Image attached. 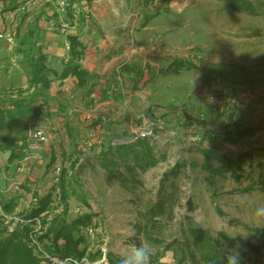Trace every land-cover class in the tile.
I'll return each mask as SVG.
<instances>
[{
  "label": "rangeland",
  "instance_id": "rangeland-1",
  "mask_svg": "<svg viewBox=\"0 0 264 264\" xmlns=\"http://www.w3.org/2000/svg\"><path fill=\"white\" fill-rule=\"evenodd\" d=\"M62 1L66 2L53 0L47 5L42 0H26L2 15L0 98L30 103L28 57H37L48 47L43 35L38 36L47 22L44 13L51 6L56 11H67ZM171 2L156 20L166 29L161 35L165 34V43H159V49L152 50L148 44L145 50L132 53V42L125 40L115 51L118 63L95 71L115 85L105 101L94 95L97 103L90 108L89 99H83L76 82L69 79L66 91L57 92L56 97L41 90L42 95L51 97L41 122L28 123L31 111L18 113L11 139L20 149L28 127L29 149L9 164L10 151H0V232L7 227L9 234L24 223L22 215L40 198L51 193L56 200L58 178L65 168L68 221L89 216L88 228L95 230L91 235L87 229L82 230L91 239L87 254L98 252L97 261L90 263L107 264L108 253L121 257L130 243L141 241L156 254L163 246L138 237L137 227L143 223L142 215L156 202L163 175L180 160L201 165L204 156L199 150H212L234 161L245 153L253 158L235 165L234 171L243 177L240 182L231 178L228 168L227 178L215 189V197L204 182V172L189 168L187 176L179 180L178 200L171 218L163 219L165 227L160 237L165 243L183 241L191 228L200 227L212 237L225 232L252 241L253 230H258L264 239V216L255 214L257 208L264 207V192H243L252 181L264 180V0ZM67 22L65 15H59L55 32L66 49L67 33L62 32L67 24L71 32ZM176 59L193 62L198 68L176 71L172 67ZM145 63L154 69L150 74L144 70ZM142 70L143 77H139ZM50 71L48 75L54 79V70ZM43 102L38 98L30 107ZM98 118L105 123L93 132L91 125ZM6 126L0 133V144L8 133ZM244 129L252 132L234 142L222 136L230 133L238 137ZM40 130L45 140L37 136ZM143 137L154 146L157 165L142 175L140 187H131L124 177L109 185L99 158L102 146L127 144L123 139L130 140V144ZM80 149L81 160L72 168ZM52 153L56 161L49 170ZM213 162L220 165L215 159ZM1 202L12 203L10 213L2 210ZM62 209L60 206L55 213ZM35 231L38 233L39 227ZM8 234H0V239ZM32 245L41 259L43 247L37 238ZM162 262L179 264V255L168 252Z\"/></svg>",
  "mask_w": 264,
  "mask_h": 264
},
{
  "label": "trees",
  "instance_id": "trees-1",
  "mask_svg": "<svg viewBox=\"0 0 264 264\" xmlns=\"http://www.w3.org/2000/svg\"><path fill=\"white\" fill-rule=\"evenodd\" d=\"M171 1L165 0V3ZM156 16L158 15L148 18L145 25ZM67 41L72 59L60 75L56 72H52V74L61 81L69 77L75 78L77 89L85 91V96L88 97L91 106H94L95 103L96 98L92 97L94 95L97 96V99L100 97L101 100L105 101L108 97V91L112 92L115 85L106 82L102 76L91 74L83 68L80 61L84 57V49L77 37L68 35ZM28 62L31 70L28 80L29 88L34 89L30 103L25 100L0 98V133L3 132L6 125L8 130L7 136L2 138L3 143L0 144V151H10L8 164L21 158L23 156L22 152L29 149L27 144L29 138L28 127L20 141V149L17 147L16 142L11 139L18 113H24L25 110L31 111L32 115L29 117L28 123L37 124L42 121V117L46 114L44 111L48 106L47 98H44L40 93V89L49 90L52 83V79L48 75L50 73L49 69L45 64L46 57L43 54L37 57L29 55ZM172 67L181 72L198 68L193 62L182 59L174 60ZM144 70H147L149 74L150 71H154L150 65H146ZM144 70L138 72L139 77H143ZM160 73L162 74L163 71H160ZM152 76L155 77V75ZM103 81H105L104 84L101 83ZM40 97L44 102L30 107ZM63 111L65 110L62 109L61 112ZM104 123V119H96L91 125L93 132L102 127ZM250 132H252V129H244L238 133V137H232L234 135L230 133H225L222 136L234 142L233 140L236 138H244ZM102 148L99 158L102 159L101 165L107 172L106 181L109 185L116 182L118 178L124 177L131 187H140L142 185V175L158 163V159L154 154L155 148L148 137L137 138L135 142L130 144L113 146L108 143L106 147L102 146ZM81 151V149L78 150V156L74 155L72 168H75L80 162ZM199 151L204 156L203 163L199 165L197 162L189 160L178 161L163 175L156 202L142 215L143 223L137 227V236L145 238L155 246H163L161 251L159 250L156 254L151 255V264H166L162 262V259L168 252L179 255V264H225L224 257L229 249L239 251L242 257L241 264H264V239H262L258 230H253L255 234L253 241L239 236L233 237L225 232H218L215 237H212L200 227L191 228L189 237L184 238L183 241L174 240L165 243L160 237L165 227L163 219L171 218L172 210L178 200L179 180L187 176L189 168H200L204 172V182L211 191L212 196L215 197V189L219 182L227 178L228 168L232 171L231 178L236 182H240L243 177L238 175L237 171H234L236 170L235 165L253 158L251 153H245L240 156L238 161H234L212 150ZM214 159L220 163L219 166L214 164ZM55 161V153H52L49 170ZM261 167L264 168L262 165ZM67 174L68 169L62 168L58 178L59 194L56 200L51 193L40 198L36 206L22 215L24 223L17 226L9 234L7 227L0 232L1 235L8 234L0 239V264H43L45 261L46 264H49L51 258L80 261L86 257L91 262L97 261L95 256L98 252L92 255L87 254L89 240L91 241V239L88 234L85 236L82 233L83 229L89 230V216L68 221L69 195L67 192L68 186L66 187L65 184ZM247 191L264 192V180L252 181L250 186L243 192ZM56 201H58L59 206L54 205ZM11 204L1 202L2 210L5 213H10L12 207H14ZM60 206L63 208L62 212L55 213V210L59 209ZM35 227H39L38 233H36ZM34 238H37L40 246L43 247L40 251V254H43L41 259L34 254L35 245H32ZM43 256H48V259H44ZM99 256H101L100 252ZM119 259L120 257L113 253L107 254V264H118Z\"/></svg>",
  "mask_w": 264,
  "mask_h": 264
},
{
  "label": "crops",
  "instance_id": "crops-1",
  "mask_svg": "<svg viewBox=\"0 0 264 264\" xmlns=\"http://www.w3.org/2000/svg\"><path fill=\"white\" fill-rule=\"evenodd\" d=\"M35 1L40 3L41 0ZM42 1L46 2L47 5L53 2V0ZM25 2L26 0H0V19H2V15L11 12L12 8L23 5ZM66 2L70 6L65 12L56 11V9H52V6L46 9L44 15L47 22L43 24V30L40 29L42 31L38 33V36L43 35L45 44H48V47L40 54L45 55V64L49 72L53 69V72L60 75L72 59L70 50L62 47V39L58 33H55L59 15H65L67 21L69 20L67 23L71 25V32L68 35L77 37L82 44L84 57L80 63L91 74H97L95 71H98V68L108 69L114 67L119 61V58L115 57V51L117 52L120 49L125 40L132 42L130 50L132 53L145 50L148 44L151 45L150 49L156 50L159 49V43L161 45L165 43V34L161 35L166 29L158 26L156 21L160 15H163L162 10L167 9L165 0H66ZM154 15L158 16L149 20L145 25L146 20ZM141 27L140 32H133L134 29H140ZM67 44L69 45L66 38ZM64 56L65 61L63 62L62 57ZM63 63L65 64L63 65ZM146 65L147 63H145ZM69 79L77 83L75 78L69 77L61 81L54 77L51 87L47 91L52 94L51 96L56 97L57 92L66 91V84ZM28 89L32 91V96L34 89ZM80 91L83 99H88L85 96V91ZM42 96L47 100L51 98ZM95 97L97 98V96ZM95 103H97L96 99ZM89 107L92 106L89 105Z\"/></svg>",
  "mask_w": 264,
  "mask_h": 264
},
{
  "label": "clouds",
  "instance_id": "clouds-1",
  "mask_svg": "<svg viewBox=\"0 0 264 264\" xmlns=\"http://www.w3.org/2000/svg\"><path fill=\"white\" fill-rule=\"evenodd\" d=\"M256 216H264V207L256 209ZM151 249L143 241L140 244L130 243L128 251L123 254L118 264H151ZM225 264H241V255L236 249H229L225 254Z\"/></svg>",
  "mask_w": 264,
  "mask_h": 264
},
{
  "label": "built area",
  "instance_id": "built-area-1",
  "mask_svg": "<svg viewBox=\"0 0 264 264\" xmlns=\"http://www.w3.org/2000/svg\"><path fill=\"white\" fill-rule=\"evenodd\" d=\"M61 4L64 7H67V8L70 6V4L67 3V2H65V1H62ZM69 32H70V26L67 24V29H63V32L62 33L63 34H66L67 33L66 36H68ZM67 49L69 50V46L67 47ZM37 136L40 137L41 140H45V134L41 130L37 132ZM88 231L90 232V235H91L95 230L91 228ZM50 260H51L50 261V264H96V263H90V261L86 257L85 258H82L80 261L67 260V259L66 260H60L58 258H51Z\"/></svg>",
  "mask_w": 264,
  "mask_h": 264
},
{
  "label": "water",
  "instance_id": "water-1",
  "mask_svg": "<svg viewBox=\"0 0 264 264\" xmlns=\"http://www.w3.org/2000/svg\"><path fill=\"white\" fill-rule=\"evenodd\" d=\"M123 141L126 142V143L130 142V140H128V139H123ZM117 144L121 145L122 143L121 142H117Z\"/></svg>",
  "mask_w": 264,
  "mask_h": 264
}]
</instances>
